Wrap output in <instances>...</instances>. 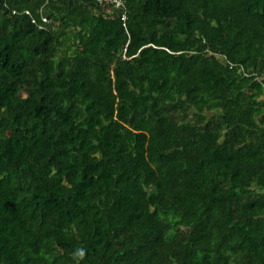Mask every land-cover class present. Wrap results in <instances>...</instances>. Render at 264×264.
Instances as JSON below:
<instances>
[{
  "label": "trees",
  "instance_id": "trees-1",
  "mask_svg": "<svg viewBox=\"0 0 264 264\" xmlns=\"http://www.w3.org/2000/svg\"><path fill=\"white\" fill-rule=\"evenodd\" d=\"M121 1L0 0V264H264V0Z\"/></svg>",
  "mask_w": 264,
  "mask_h": 264
},
{
  "label": "built area",
  "instance_id": "built-area-1",
  "mask_svg": "<svg viewBox=\"0 0 264 264\" xmlns=\"http://www.w3.org/2000/svg\"><path fill=\"white\" fill-rule=\"evenodd\" d=\"M99 4H105L108 6H111L114 9H122L123 8V3L121 0H97ZM124 20V17L121 18Z\"/></svg>",
  "mask_w": 264,
  "mask_h": 264
},
{
  "label": "clouds",
  "instance_id": "clouds-1",
  "mask_svg": "<svg viewBox=\"0 0 264 264\" xmlns=\"http://www.w3.org/2000/svg\"><path fill=\"white\" fill-rule=\"evenodd\" d=\"M85 250L84 249H77L74 253L75 257L78 258V260H82L85 257Z\"/></svg>",
  "mask_w": 264,
  "mask_h": 264
}]
</instances>
